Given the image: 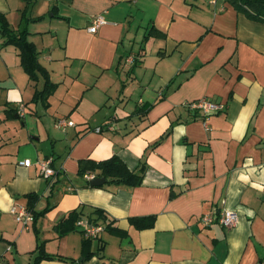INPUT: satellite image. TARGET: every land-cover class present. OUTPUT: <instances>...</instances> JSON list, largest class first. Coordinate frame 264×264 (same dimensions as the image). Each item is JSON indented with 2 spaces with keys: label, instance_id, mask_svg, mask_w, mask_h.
I'll return each mask as SVG.
<instances>
[{
  "label": "crops",
  "instance_id": "obj_1",
  "mask_svg": "<svg viewBox=\"0 0 264 264\" xmlns=\"http://www.w3.org/2000/svg\"><path fill=\"white\" fill-rule=\"evenodd\" d=\"M0 13L41 68L31 79L0 31V264H264V21L228 0H0ZM201 99L223 110L188 107ZM113 156L142 183L80 175ZM32 200L24 228L11 209ZM225 208L236 227L200 223ZM74 211L104 226L97 239L65 221Z\"/></svg>",
  "mask_w": 264,
  "mask_h": 264
},
{
  "label": "trees",
  "instance_id": "obj_2",
  "mask_svg": "<svg viewBox=\"0 0 264 264\" xmlns=\"http://www.w3.org/2000/svg\"><path fill=\"white\" fill-rule=\"evenodd\" d=\"M236 10L246 12L250 18L254 20L264 21V0H228ZM34 3V1L32 2ZM0 31L6 38V44H12L19 49V54L22 60V65L30 74L31 79L38 76L41 68L38 64L39 52L34 43L29 41V31L27 29H19L14 31L10 28L6 16L0 13ZM135 59L134 65L130 72L137 66ZM45 84L43 91H39L36 97L41 101L47 100L53 94L55 85L51 83L48 76H44ZM97 173V176L104 177L110 183H124L130 186H138L142 183V177L138 176L134 171H131L122 159L118 156H113L110 159L94 162L90 159L82 160L80 162L79 173L84 176L87 173ZM33 198H37L34 196ZM35 201L32 200L28 204V209L34 215V223L37 221L38 215L34 210ZM81 214L77 211L72 212L69 218L65 221L73 223L72 229H75V223L80 218ZM64 223L58 225V228L63 227Z\"/></svg>",
  "mask_w": 264,
  "mask_h": 264
},
{
  "label": "built area",
  "instance_id": "obj_3",
  "mask_svg": "<svg viewBox=\"0 0 264 264\" xmlns=\"http://www.w3.org/2000/svg\"><path fill=\"white\" fill-rule=\"evenodd\" d=\"M106 24V20L103 16H96L93 19L92 26L89 28V32L91 34H95L98 30ZM136 58L130 57L127 60L129 65H134ZM188 107L191 110H198L203 113L204 117H208L212 114H217L223 110V106L217 103H214L207 99H201L196 102H192L188 104ZM21 110L24 112V106H21ZM74 122L67 121V119H59L58 126L60 128H66L74 126ZM97 131L100 132L101 128H97ZM53 158H45L44 160L39 162L41 175L45 179L54 178L58 175V172L53 167ZM20 166L30 167L32 165L31 160H25L19 163ZM85 179L88 181L95 178L94 175L87 173L84 175ZM69 190H73V188H69ZM12 215L15 217L16 221L21 224L24 228H29L34 222V215L28 209L27 206L24 205H16L11 209ZM239 221V217L236 212L229 210L227 208L219 210V211H212L208 214H204L201 219L200 223L205 226L209 227L213 224H219L224 228L231 229L237 226ZM76 227L80 230L84 236L89 239H97L99 235L104 231V226L95 224L92 220L85 217H80L76 222Z\"/></svg>",
  "mask_w": 264,
  "mask_h": 264
},
{
  "label": "water",
  "instance_id": "obj_4",
  "mask_svg": "<svg viewBox=\"0 0 264 264\" xmlns=\"http://www.w3.org/2000/svg\"><path fill=\"white\" fill-rule=\"evenodd\" d=\"M105 183H106V179L105 178H95V179L90 181V185L92 187L101 186V185H104Z\"/></svg>",
  "mask_w": 264,
  "mask_h": 264
},
{
  "label": "rangeland",
  "instance_id": "obj_5",
  "mask_svg": "<svg viewBox=\"0 0 264 264\" xmlns=\"http://www.w3.org/2000/svg\"><path fill=\"white\" fill-rule=\"evenodd\" d=\"M128 67V66H127Z\"/></svg>",
  "mask_w": 264,
  "mask_h": 264
}]
</instances>
